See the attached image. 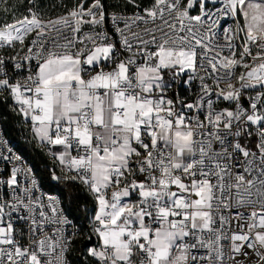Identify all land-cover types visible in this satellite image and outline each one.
Listing matches in <instances>:
<instances>
[{"label": "snow or ice", "instance_id": "1", "mask_svg": "<svg viewBox=\"0 0 264 264\" xmlns=\"http://www.w3.org/2000/svg\"><path fill=\"white\" fill-rule=\"evenodd\" d=\"M5 119L0 264H264V0H0Z\"/></svg>", "mask_w": 264, "mask_h": 264}, {"label": "trees", "instance_id": "2", "mask_svg": "<svg viewBox=\"0 0 264 264\" xmlns=\"http://www.w3.org/2000/svg\"><path fill=\"white\" fill-rule=\"evenodd\" d=\"M13 120L5 119L1 122V128L3 134L6 132V139L11 141L14 148L26 159V161L36 170L38 175H46L45 162L46 158L40 149L36 148L34 144L29 142L28 139H23L19 137V133L13 125ZM49 191L55 192V187L52 185H46ZM75 215H80L81 213L74 209Z\"/></svg>", "mask_w": 264, "mask_h": 264}, {"label": "built area", "instance_id": "3", "mask_svg": "<svg viewBox=\"0 0 264 264\" xmlns=\"http://www.w3.org/2000/svg\"><path fill=\"white\" fill-rule=\"evenodd\" d=\"M14 127L16 128L17 132L19 133V137L23 138V139H27V135L26 133L19 127L17 126L16 122H13ZM0 135H3L2 132V128H1V122H0ZM10 146L13 148L14 151H16L18 154H20L15 148L13 143L10 141ZM21 155V154H20ZM22 156V155H21ZM23 157V156H22ZM24 158V157H23ZM46 158V157H45ZM25 159V158H24ZM26 160V159H25ZM48 164L47 158H46V162L44 164V166H46Z\"/></svg>", "mask_w": 264, "mask_h": 264}]
</instances>
